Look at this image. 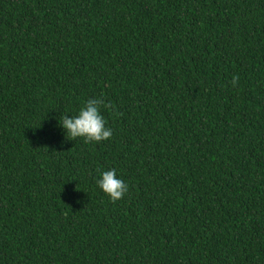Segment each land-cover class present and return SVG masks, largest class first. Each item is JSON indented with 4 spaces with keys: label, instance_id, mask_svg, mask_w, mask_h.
I'll return each mask as SVG.
<instances>
[{
    "label": "trees",
    "instance_id": "trees-1",
    "mask_svg": "<svg viewBox=\"0 0 264 264\" xmlns=\"http://www.w3.org/2000/svg\"><path fill=\"white\" fill-rule=\"evenodd\" d=\"M0 264H264V0H0Z\"/></svg>",
    "mask_w": 264,
    "mask_h": 264
},
{
    "label": "clouds",
    "instance_id": "clouds-1",
    "mask_svg": "<svg viewBox=\"0 0 264 264\" xmlns=\"http://www.w3.org/2000/svg\"><path fill=\"white\" fill-rule=\"evenodd\" d=\"M239 82V77L232 79L233 87ZM107 108L108 104L103 99H89L76 116L64 115L59 118V125L65 131L68 140L82 138L85 143H95L108 140L112 136V130L105 127V120L101 114V107ZM100 189L112 202L121 199L128 191V185L122 179L117 178L116 170H108L101 173L97 180Z\"/></svg>",
    "mask_w": 264,
    "mask_h": 264
}]
</instances>
